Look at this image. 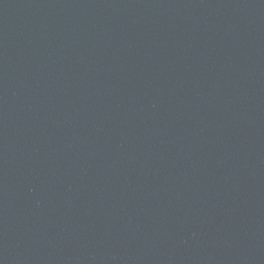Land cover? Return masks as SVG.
<instances>
[{
    "label": "water",
    "instance_id": "1",
    "mask_svg": "<svg viewBox=\"0 0 264 264\" xmlns=\"http://www.w3.org/2000/svg\"><path fill=\"white\" fill-rule=\"evenodd\" d=\"M0 264H264V0H0Z\"/></svg>",
    "mask_w": 264,
    "mask_h": 264
}]
</instances>
